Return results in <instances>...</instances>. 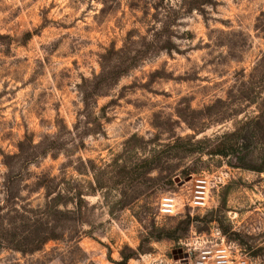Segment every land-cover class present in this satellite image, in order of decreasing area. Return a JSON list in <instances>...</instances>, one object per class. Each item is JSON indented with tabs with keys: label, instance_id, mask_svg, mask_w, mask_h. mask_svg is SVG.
<instances>
[{
	"label": "rangeland",
	"instance_id": "rangeland-1",
	"mask_svg": "<svg viewBox=\"0 0 264 264\" xmlns=\"http://www.w3.org/2000/svg\"><path fill=\"white\" fill-rule=\"evenodd\" d=\"M191 1L0 0V208L54 178L80 231L0 264H179L213 231L264 264V0ZM202 173L226 174L207 208L158 214Z\"/></svg>",
	"mask_w": 264,
	"mask_h": 264
},
{
	"label": "trees",
	"instance_id": "trees-1",
	"mask_svg": "<svg viewBox=\"0 0 264 264\" xmlns=\"http://www.w3.org/2000/svg\"><path fill=\"white\" fill-rule=\"evenodd\" d=\"M209 0H192V7L199 10V6L206 4ZM102 81V86L106 85L105 80ZM88 97L83 100L86 103ZM260 125L261 121H264V111H260L259 116L254 119ZM246 125V124H245ZM259 129L261 126L257 127ZM243 131L245 128L243 127ZM167 148L176 149L179 147L178 142L172 145H167ZM20 154L22 153V145L19 147ZM36 149L37 147H30ZM51 147H46L44 150H49ZM235 146L220 144L215 149L208 153L209 155H218L227 157L234 154ZM264 150V147H263ZM262 150V151H263ZM32 152V151H31ZM19 154V155H20ZM22 155V154H21ZM16 158L20 156H15ZM153 164V161L150 162ZM4 164L8 167L6 161ZM237 164L243 167L252 168L253 170L261 171V167H248L242 160L237 159ZM151 170V169H150ZM123 176L128 177L127 170L120 171ZM60 185L62 182H56V179H49L42 177L36 183L39 188L45 189L47 202L42 208L25 209L24 207H18L14 204L15 199L9 195L8 191L5 192V208H0V252L12 251L20 253L21 255H33L43 249V247L50 241H74L77 242L80 238L79 222L71 218L70 212L67 210H61L60 207H64V203L61 201L64 199L62 192H60ZM7 189V187H5ZM54 196V197H52ZM78 209V208H77ZM77 217L78 210L73 214ZM161 234L165 232H160ZM160 238V237H158ZM131 256L121 254V261L115 264H126Z\"/></svg>",
	"mask_w": 264,
	"mask_h": 264
},
{
	"label": "built area",
	"instance_id": "built-area-1",
	"mask_svg": "<svg viewBox=\"0 0 264 264\" xmlns=\"http://www.w3.org/2000/svg\"><path fill=\"white\" fill-rule=\"evenodd\" d=\"M226 174L202 173L189 179V194L185 198L176 194L167 193L160 197L157 211L160 216L171 217L180 212V209H205L208 206L211 192L225 183ZM179 264H248L247 256L234 243L227 241L219 231L206 235L194 236L183 244Z\"/></svg>",
	"mask_w": 264,
	"mask_h": 264
}]
</instances>
